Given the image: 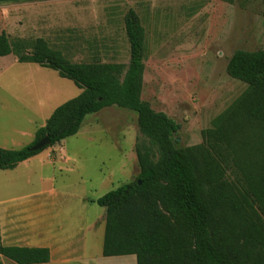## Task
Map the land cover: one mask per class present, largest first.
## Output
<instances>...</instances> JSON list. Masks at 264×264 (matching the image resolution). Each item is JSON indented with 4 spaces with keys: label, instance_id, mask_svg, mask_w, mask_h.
Masks as SVG:
<instances>
[{
    "label": "rangeland",
    "instance_id": "374dc122",
    "mask_svg": "<svg viewBox=\"0 0 264 264\" xmlns=\"http://www.w3.org/2000/svg\"><path fill=\"white\" fill-rule=\"evenodd\" d=\"M130 8L146 34L142 99L181 125L174 137L178 147L202 144L214 119L248 88L226 67L236 50L264 48V0L3 3L0 32L11 39L44 38L72 62L128 64L124 16ZM42 82L54 91L48 98L38 93ZM80 92L55 70L20 63L14 55L0 57V147L29 145L54 109ZM140 140L148 142L136 113L110 106L90 114L76 135L15 169H0V208L21 205L32 234L43 232L44 218L51 219L56 237L78 239L86 252L95 253L106 219L96 200L136 179ZM227 176L238 182L234 170Z\"/></svg>",
    "mask_w": 264,
    "mask_h": 264
},
{
    "label": "trees",
    "instance_id": "16d2710c",
    "mask_svg": "<svg viewBox=\"0 0 264 264\" xmlns=\"http://www.w3.org/2000/svg\"><path fill=\"white\" fill-rule=\"evenodd\" d=\"M39 0H0L3 3ZM128 64L72 62L44 38L11 39L0 32V57L55 70L81 92L54 109L21 149L0 147V169L76 135L86 116L115 106L137 114L148 142H137L134 181L96 200L106 209L103 255H136L137 264H264V48L236 50L226 71L248 85L205 132L202 144L178 147L181 125L142 99L145 28L130 8L124 16ZM45 136L50 145L32 147ZM234 170L238 182L230 180ZM17 264L50 261L46 247L4 246ZM0 264H4L0 258Z\"/></svg>",
    "mask_w": 264,
    "mask_h": 264
},
{
    "label": "crops",
    "instance_id": "0c3cea01",
    "mask_svg": "<svg viewBox=\"0 0 264 264\" xmlns=\"http://www.w3.org/2000/svg\"><path fill=\"white\" fill-rule=\"evenodd\" d=\"M44 83L45 82H42L40 84V87H38V93H42V96L48 98L53 94L54 91L52 90L50 85H46ZM40 88L42 89L40 90ZM40 127H37L34 134L32 135L33 140L35 139L36 131ZM33 140L30 141L28 144L32 143ZM61 143L62 142L58 144ZM39 155L40 154H37L31 157L21 162L19 165H22L23 163H27L35 159ZM19 165L17 167H19ZM25 214H26V210L23 209L21 205H9V204L2 205V208H0L1 242L4 246L48 248L50 250V255H51L50 261L46 263H36V264H137L136 255H122V256H110V257L104 256L103 241L98 245L97 251L95 253H89L84 250V242H79L78 239L74 241L73 237L66 239H60L56 237L51 230V222H50L51 219L48 220L47 218H44L43 232L37 231L32 234L27 230V225L30 224V222H29V218L26 217ZM105 224H106V219H105ZM46 227H49V230H47ZM104 231H105V227H104ZM3 257L4 256H0L1 260ZM12 262L14 264H17L14 261Z\"/></svg>",
    "mask_w": 264,
    "mask_h": 264
},
{
    "label": "water",
    "instance_id": "95a60500",
    "mask_svg": "<svg viewBox=\"0 0 264 264\" xmlns=\"http://www.w3.org/2000/svg\"><path fill=\"white\" fill-rule=\"evenodd\" d=\"M51 143L50 138L48 136H45L44 138H42L40 141H38L33 147L32 149L37 151L40 150L46 146H49Z\"/></svg>",
    "mask_w": 264,
    "mask_h": 264
}]
</instances>
